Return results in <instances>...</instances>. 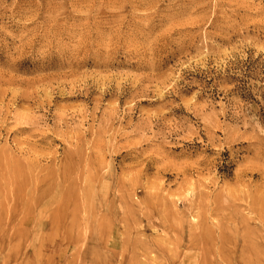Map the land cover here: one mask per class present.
Returning <instances> with one entry per match:
<instances>
[{"label":"rangeland","instance_id":"obj_1","mask_svg":"<svg viewBox=\"0 0 264 264\" xmlns=\"http://www.w3.org/2000/svg\"><path fill=\"white\" fill-rule=\"evenodd\" d=\"M0 264H264V0H0Z\"/></svg>","mask_w":264,"mask_h":264}]
</instances>
